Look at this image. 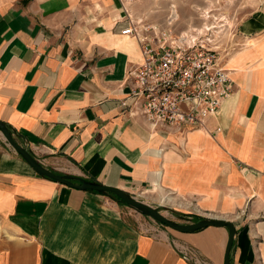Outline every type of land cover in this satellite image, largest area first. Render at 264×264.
Returning a JSON list of instances; mask_svg holds the SVG:
<instances>
[{
  "label": "crops",
  "instance_id": "1",
  "mask_svg": "<svg viewBox=\"0 0 264 264\" xmlns=\"http://www.w3.org/2000/svg\"><path fill=\"white\" fill-rule=\"evenodd\" d=\"M122 2L0 0V121L47 168L232 222L230 264H264V11L224 61L234 91L218 114L201 129L154 128L123 106L143 57L122 34ZM0 218L22 240L5 264H196L186 247L225 264L230 237L144 229L107 195L40 176L11 150H0Z\"/></svg>",
  "mask_w": 264,
  "mask_h": 264
},
{
  "label": "built area",
  "instance_id": "2",
  "mask_svg": "<svg viewBox=\"0 0 264 264\" xmlns=\"http://www.w3.org/2000/svg\"><path fill=\"white\" fill-rule=\"evenodd\" d=\"M124 9L128 27L122 34L138 41L143 59L128 71L123 106L154 128H204L234 91L219 52L194 34L176 38L171 28H147ZM183 254L196 264H207L193 248H184Z\"/></svg>",
  "mask_w": 264,
  "mask_h": 264
},
{
  "label": "rangeland",
  "instance_id": "3",
  "mask_svg": "<svg viewBox=\"0 0 264 264\" xmlns=\"http://www.w3.org/2000/svg\"><path fill=\"white\" fill-rule=\"evenodd\" d=\"M122 1L123 7L142 25L156 29L157 32L158 30L163 31L171 28L176 38L194 34V36L199 37L207 48L216 49L223 62L247 43L245 40L247 36L242 32L241 28L243 24L264 11V0ZM125 16H127L126 13ZM0 150H11L16 153L1 131ZM18 156L20 155L18 154ZM133 197L158 208L163 215L176 223L197 222L196 218L202 220L201 217L194 215V205L175 196L161 192L149 193L143 190L139 195H134ZM110 198L119 205L127 218L130 220L133 218V220L141 222L144 229L155 226L167 228V226L150 216L127 206L123 201L115 197ZM169 199L171 201H168ZM15 242H22V240L12 236L7 230L4 221L0 218V264H5L3 256Z\"/></svg>",
  "mask_w": 264,
  "mask_h": 264
},
{
  "label": "water",
  "instance_id": "4",
  "mask_svg": "<svg viewBox=\"0 0 264 264\" xmlns=\"http://www.w3.org/2000/svg\"><path fill=\"white\" fill-rule=\"evenodd\" d=\"M0 131L5 136L8 144L18 153L25 162L40 176L53 180L59 184L67 185L71 188L83 190V191H94L103 194H114L121 201H123L127 206L135 209L136 211L148 215L154 220L160 222L161 224L171 228L179 233H194L201 229L208 227H226L229 229L230 237L226 249L225 264H230L231 262V251L233 248L236 229L232 222L224 219L216 218H204L197 222L191 223H176L171 219L163 215L158 208H155L145 202H142L130 194L124 192L119 188H113L101 183L90 182L80 177H73L67 174H61L54 170L45 167L39 160H37L31 152H29L24 146L19 144L14 138L8 126L0 121Z\"/></svg>",
  "mask_w": 264,
  "mask_h": 264
},
{
  "label": "trees",
  "instance_id": "5",
  "mask_svg": "<svg viewBox=\"0 0 264 264\" xmlns=\"http://www.w3.org/2000/svg\"><path fill=\"white\" fill-rule=\"evenodd\" d=\"M10 131H11V133H13V131L10 129ZM97 193H99V192H97ZM100 194H103V193H100ZM104 195H107L108 197H115L116 199H118V200H120L116 195H114V194H104ZM121 201V200H120ZM196 220L197 221H200L201 219H199V218H196Z\"/></svg>",
  "mask_w": 264,
  "mask_h": 264
},
{
  "label": "bare ground",
  "instance_id": "6",
  "mask_svg": "<svg viewBox=\"0 0 264 264\" xmlns=\"http://www.w3.org/2000/svg\"><path fill=\"white\" fill-rule=\"evenodd\" d=\"M175 15V14H174ZM208 29H209V26H208ZM168 201H171V199H169Z\"/></svg>",
  "mask_w": 264,
  "mask_h": 264
}]
</instances>
